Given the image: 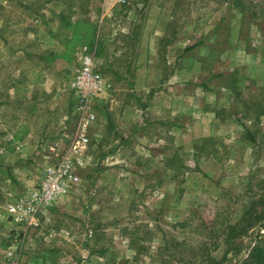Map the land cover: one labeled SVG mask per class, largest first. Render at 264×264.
Segmentation results:
<instances>
[{
  "label": "rangeland",
  "instance_id": "374dc122",
  "mask_svg": "<svg viewBox=\"0 0 264 264\" xmlns=\"http://www.w3.org/2000/svg\"><path fill=\"white\" fill-rule=\"evenodd\" d=\"M110 88L81 181L15 219ZM264 246V0H0V264H250Z\"/></svg>",
  "mask_w": 264,
  "mask_h": 264
},
{
  "label": "built area",
  "instance_id": "2783aa9c",
  "mask_svg": "<svg viewBox=\"0 0 264 264\" xmlns=\"http://www.w3.org/2000/svg\"><path fill=\"white\" fill-rule=\"evenodd\" d=\"M68 85L75 93L72 107L76 117L75 131L65 145V151L59 149L58 143L49 146L51 153L58 158L57 162L46 169L37 189L14 204L15 219L23 224H36L38 215L45 208L81 181L84 152L97 119L96 101L110 88L108 80L96 68L95 56L90 53L80 56L79 65Z\"/></svg>",
  "mask_w": 264,
  "mask_h": 264
},
{
  "label": "trees",
  "instance_id": "16d2710c",
  "mask_svg": "<svg viewBox=\"0 0 264 264\" xmlns=\"http://www.w3.org/2000/svg\"><path fill=\"white\" fill-rule=\"evenodd\" d=\"M253 263L250 264H264V246H257L251 253Z\"/></svg>",
  "mask_w": 264,
  "mask_h": 264
}]
</instances>
